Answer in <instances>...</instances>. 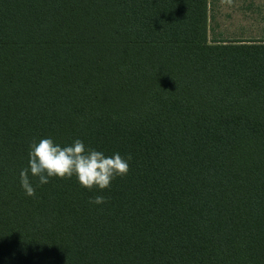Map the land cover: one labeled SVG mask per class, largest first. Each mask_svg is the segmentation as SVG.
Wrapping results in <instances>:
<instances>
[{
  "label": "trees",
  "instance_id": "trees-1",
  "mask_svg": "<svg viewBox=\"0 0 264 264\" xmlns=\"http://www.w3.org/2000/svg\"><path fill=\"white\" fill-rule=\"evenodd\" d=\"M220 3L0 0V264H264V15ZM42 138L129 172L28 197Z\"/></svg>",
  "mask_w": 264,
  "mask_h": 264
},
{
  "label": "clouds",
  "instance_id": "clouds-1",
  "mask_svg": "<svg viewBox=\"0 0 264 264\" xmlns=\"http://www.w3.org/2000/svg\"><path fill=\"white\" fill-rule=\"evenodd\" d=\"M231 0H221L230 3ZM28 165L20 171V185L26 196L34 197L38 186L48 184L51 179L69 180L75 177L80 187L92 191H104L110 188L117 178L125 177L129 172L132 157H122L119 153L105 156L104 153L85 146L80 139L69 145H61L52 138L33 140L29 145ZM92 205H103V196L89 201Z\"/></svg>",
  "mask_w": 264,
  "mask_h": 264
},
{
  "label": "rangeland",
  "instance_id": "rangeland-1",
  "mask_svg": "<svg viewBox=\"0 0 264 264\" xmlns=\"http://www.w3.org/2000/svg\"><path fill=\"white\" fill-rule=\"evenodd\" d=\"M219 1V0H218ZM237 4H234L232 6H235ZM219 7H220V14H219V18H217V21H219L221 23V28L218 29V31H215V33H219V32H224L222 30L224 29H229L230 26H235V25H238V24H242V25H245L246 24V21L240 17V15H237V17L235 16L234 18H231V19H228L225 15H227L226 11H229L227 10L226 8L228 7V5H225V4H219ZM258 22V21H257ZM259 25H262V23L260 22ZM228 32H231V31H228ZM233 32H237V31H233Z\"/></svg>",
  "mask_w": 264,
  "mask_h": 264
},
{
  "label": "crops",
  "instance_id": "crops-1",
  "mask_svg": "<svg viewBox=\"0 0 264 264\" xmlns=\"http://www.w3.org/2000/svg\"><path fill=\"white\" fill-rule=\"evenodd\" d=\"M231 4L233 3L232 1L230 2ZM236 3H239L240 5H241V8H242V10H243V14H246V15H248V11L245 9L244 10V8L247 6H249L250 4H253V7H250L249 6V8H251V9H254L255 11H256V13L258 14V13H260L261 15H264V0H236V2L234 3V4H236ZM225 4H227V5H229L226 9L227 10H229V11H226V13L227 14H235V12H236V8L235 7H233L232 5H230L229 3H225ZM244 5V6H243ZM259 14V15H260ZM247 24V23H246ZM245 24V25H246ZM247 26V25H246ZM259 29L258 30H260L262 27L261 26H259L258 27ZM246 31H248V30H246Z\"/></svg>",
  "mask_w": 264,
  "mask_h": 264
}]
</instances>
